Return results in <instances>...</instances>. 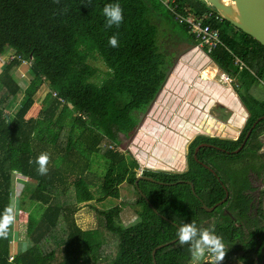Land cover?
Returning <instances> with one entry per match:
<instances>
[{
  "label": "trees",
  "instance_id": "obj_1",
  "mask_svg": "<svg viewBox=\"0 0 264 264\" xmlns=\"http://www.w3.org/2000/svg\"><path fill=\"white\" fill-rule=\"evenodd\" d=\"M110 3L123 8L118 28L105 26L102 9ZM208 12L218 14L205 0H0V214L12 198L17 210L27 212L24 237L14 235L13 223L8 238L0 239V264H194L190 246L173 241L191 222L215 226L228 248L226 260L264 264V189L253 198L250 178V172L264 175V118L233 152L264 115V99L249 91L264 77V46ZM188 15L219 31L221 44L204 51L233 78L248 117L236 139L197 134L185 167L142 168L136 185L137 159L112 146L121 145V136L134 137L136 111L155 100L176 60L160 41L169 22L176 29L170 44L196 47L194 34L179 22ZM113 34L118 48L109 46ZM96 60L104 63L103 72ZM41 86L48 91L39 114L27 116ZM84 132L93 134L95 148H83ZM200 143L208 145L194 158ZM42 150L57 152L47 175L29 164ZM231 162L244 167L239 171ZM17 178L33 184L22 182L16 192ZM123 182L133 188L130 206L139 219L122 225L121 207L114 205L97 209L94 228L75 222L78 204L96 194L100 201L118 198ZM216 203L212 211L203 208ZM164 243L153 259L152 251Z\"/></svg>",
  "mask_w": 264,
  "mask_h": 264
},
{
  "label": "crops",
  "instance_id": "obj_2",
  "mask_svg": "<svg viewBox=\"0 0 264 264\" xmlns=\"http://www.w3.org/2000/svg\"><path fill=\"white\" fill-rule=\"evenodd\" d=\"M180 43L183 51L136 128L134 138L144 145L138 163L145 168L166 169L175 162L177 167H183L186 147L193 136L236 139L248 117L237 85L223 83L220 76L224 72L208 53L187 42ZM258 83L264 86V77L254 82L249 91L261 101L264 95H256L260 92Z\"/></svg>",
  "mask_w": 264,
  "mask_h": 264
},
{
  "label": "rangeland",
  "instance_id": "obj_3",
  "mask_svg": "<svg viewBox=\"0 0 264 264\" xmlns=\"http://www.w3.org/2000/svg\"><path fill=\"white\" fill-rule=\"evenodd\" d=\"M169 24H170V28L165 27L164 32H163V36H162L163 38L160 39V41L162 42L163 48H165V49L167 48L166 50L172 51L173 57H177V55L183 51L182 44L181 43L178 44V42H175L173 45L170 44L172 39L175 40L176 29L174 27H172V24L170 22H169ZM9 52L10 51H8L7 53H9ZM94 64L96 65V67L98 68L99 71L103 72L105 70L104 63L101 62L100 60H96L94 62ZM1 69H2V66L0 65V71H1ZM19 72L21 75H24V73H25L23 68H21L19 70ZM258 87L260 88V92L257 93L256 95L262 97L264 95V86H261L258 83ZM47 91H48V89L45 86H41L38 89V91L35 95V102H34L32 108L29 110L27 116H33V117L38 116L39 109L41 106L40 101L42 100V98L44 97V95ZM251 93L253 94V91H251ZM149 106L150 105H148L145 110L143 109L142 111L141 110L136 111L135 116H137L139 118L138 123L141 121V119L145 118V112L147 111ZM146 115H147V113H146ZM137 130H138V128H137ZM141 134L142 133H139L138 135H141ZM92 135L93 134L84 132L82 134V137H80V139H82L84 141V143H83L84 149H85V146H87V145L90 146L91 148L96 147L95 140H94V137ZM135 135H136V130L134 131V136ZM94 136L96 137V133H94ZM148 139H149V137H148ZM148 139H143V140L148 141ZM138 140H139V143H137ZM261 141H262V145H263L261 148V152H264V135L261 136ZM121 142H122L121 145H118V146L114 145L112 147H115L120 152H123L125 154H129V155L133 156L134 158L137 159V161H138L139 157L143 156V154H141L142 152H144V145H141L142 140L137 139L136 137L135 138L131 137L130 139L129 138L127 139L124 136H121ZM91 144H95V147H92ZM12 146L16 150L21 149V146L19 144L13 143ZM102 146H104V143H102ZM148 147H150V146H148ZM148 147H147V150H148ZM42 152H45V151L42 150L41 153ZM48 153L51 154L50 155V159H51V157L53 155H55L57 152L55 150H49ZM91 153H92V156L95 158L96 152L93 151ZM138 154H140V156ZM262 158H263V156H262ZM228 162L229 161H226L225 164L228 165ZM248 162H249V160H248ZM259 163H260V161H257V165ZM177 165H178V163L175 162L174 164H171V167L163 169V170H169V169L177 170L179 168V166L177 167ZM242 165H243L242 162L233 163V164H232V162L230 163V166H232L233 168L238 167L239 171H240V169H242L244 167ZM185 166H186V164L184 163L183 167H185ZM142 168H145V166H143V167L139 166L138 172H140V170ZM153 169L159 170L161 168H156V169L153 168ZM250 174H251L250 175L251 185L253 187V190L251 191V196L254 198V196L258 195V192H260V190L264 189V175H262L261 177H257L256 173H254V172H252V173L250 172ZM16 180H17L16 181L17 186L15 187L16 192L19 191V189L23 183H27L30 186H32V184H33L31 182H27V181L21 180L19 178H17ZM119 191H120V195L118 198H106V199L100 201V200H97L99 195L96 194V197L94 200L88 201L86 203L78 204L77 210L75 211V213L73 215L75 222L81 228H84V229L94 228V227H96L97 222H98L97 209H99V208L108 209L114 205H120L121 212H120L119 220L122 223V225L127 226V225H130L131 223H133L137 218L136 213L134 212V209L136 207L130 206V203L134 200L133 188H132V186H130L126 182H123L119 186ZM12 199L14 201V198H12ZM254 203H255V199H254ZM16 207H17V202H16ZM26 219H27V212L19 211L16 209V218H15V222H14V227H15L14 235L16 236V235L20 234V236L18 238L24 237V234L26 231ZM194 264H198V263L196 261H194ZM221 264H241V263L237 262L236 260H234L232 258H228L227 260L225 259V261L221 262Z\"/></svg>",
  "mask_w": 264,
  "mask_h": 264
},
{
  "label": "clouds",
  "instance_id": "obj_4",
  "mask_svg": "<svg viewBox=\"0 0 264 264\" xmlns=\"http://www.w3.org/2000/svg\"><path fill=\"white\" fill-rule=\"evenodd\" d=\"M54 2L59 3V0H54ZM66 10L67 9L65 8V11ZM102 14L105 17V26L109 29L113 26L118 28L124 20L123 8L119 3L105 4L102 9ZM108 43L110 47L118 48V34L110 36ZM49 161L50 154L42 152L35 158V160L30 159L29 164L37 165L36 171L39 175H47L49 171ZM141 170L139 175H141ZM15 218L16 202L13 201L5 206L3 213L0 214V239L8 238L11 226L15 222ZM176 235L180 246H190L191 257L194 261H202L206 253L210 257L207 264H221L226 257L228 248H226L222 238L216 234L214 225H209L207 228H200L195 222L185 223L179 227Z\"/></svg>",
  "mask_w": 264,
  "mask_h": 264
},
{
  "label": "water",
  "instance_id": "obj_5",
  "mask_svg": "<svg viewBox=\"0 0 264 264\" xmlns=\"http://www.w3.org/2000/svg\"><path fill=\"white\" fill-rule=\"evenodd\" d=\"M210 6H212L215 11L224 19L233 24L235 27L240 29L241 31L249 34L255 40H257L260 44L264 46V0H231L232 6L227 7L223 0H205ZM264 118V115L259 117L251 126V128L246 133V136L243 140V143L233 152H238L246 139L248 138L251 129L256 125V122L260 119ZM208 145L207 143H200L194 149V158H196V153L199 148ZM218 148V147H217ZM187 150V147H186ZM225 151L224 149H221ZM141 175H138L135 184L137 185L139 178ZM152 180V178H150ZM191 184V183H190ZM225 187V186H224ZM191 188L193 189V185L191 184ZM226 189V188H225ZM228 197V191L225 190V200ZM221 200L219 203L223 202ZM219 203H216L210 207L203 204V208L207 211H212ZM174 239L173 241H176ZM168 243L158 245L153 251V259L154 254L157 248H160ZM154 264L155 261H154Z\"/></svg>",
  "mask_w": 264,
  "mask_h": 264
},
{
  "label": "built area",
  "instance_id": "obj_6",
  "mask_svg": "<svg viewBox=\"0 0 264 264\" xmlns=\"http://www.w3.org/2000/svg\"><path fill=\"white\" fill-rule=\"evenodd\" d=\"M208 17H214L215 19H219L221 17L219 14L214 15L213 12L207 13ZM222 18V17H221ZM179 22L185 23L192 34H194L197 44L195 45L198 49H206L210 51L211 49L216 48L219 44H221L220 34L216 28H213L210 24L204 23L203 18L194 19L192 16H180ZM24 62V60H23ZM223 83L233 84V78L230 77L226 73H222L220 76ZM56 93L54 92V95ZM210 257L206 253L205 258L200 262V264H207Z\"/></svg>",
  "mask_w": 264,
  "mask_h": 264
},
{
  "label": "bare ground",
  "instance_id": "obj_7",
  "mask_svg": "<svg viewBox=\"0 0 264 264\" xmlns=\"http://www.w3.org/2000/svg\"><path fill=\"white\" fill-rule=\"evenodd\" d=\"M224 3L226 4L227 7H231L232 6V2L231 0H223Z\"/></svg>",
  "mask_w": 264,
  "mask_h": 264
}]
</instances>
